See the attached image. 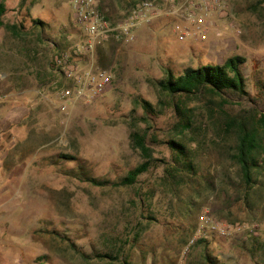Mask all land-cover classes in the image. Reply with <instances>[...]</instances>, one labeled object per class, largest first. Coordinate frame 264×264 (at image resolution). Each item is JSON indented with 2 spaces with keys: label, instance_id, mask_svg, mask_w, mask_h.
I'll return each instance as SVG.
<instances>
[{
  "label": "rangeland",
  "instance_id": "obj_1",
  "mask_svg": "<svg viewBox=\"0 0 264 264\" xmlns=\"http://www.w3.org/2000/svg\"><path fill=\"white\" fill-rule=\"evenodd\" d=\"M116 1L118 8L113 0H102L99 5L111 21L121 17L133 0ZM259 1L226 0L230 18L220 27L233 26L224 32L226 52L217 51L221 46L213 35L191 42L178 40L183 45L149 31L139 41L135 38L124 45L109 37L99 45L108 43L109 55L103 60L114 58L130 68L124 66L121 75H114L99 98L62 111L58 108L60 95L46 93V116L26 110L22 113L27 116L18 118L19 126L11 124L16 119L4 114L0 125V264H142L146 252L142 254L140 248L150 246H145L148 232L142 233L144 217L168 213L173 204L180 215L194 212L196 217L207 212L197 209L201 205L218 208L226 203L242 219L230 220L221 209L219 218H212L264 225V191L251 195V207L236 199L239 173L229 158L234 135L223 131L224 113L234 115L245 107L223 103L211 94L171 102L154 84L168 71L176 75L190 66L222 64L227 57L240 56L249 97L260 101L264 96V2ZM5 5L4 23L24 25L12 45L31 46L36 35L53 42L64 29L83 38L71 0H6ZM38 20L43 25L32 29ZM3 33L8 32L0 27V39L5 37H1ZM113 41L114 50L109 45ZM134 52L140 55L132 56ZM8 66L1 60L0 72H9ZM7 96L12 95L0 94V104H6ZM134 99L150 102L155 110L147 139L158 142L153 146L154 167L132 186H97L82 180L81 173H85L116 182L142 162L131 146L130 135L148 124L140 119L144 113ZM173 102L184 108L183 113H175ZM169 140L182 142L198 165L196 176L177 188L165 173ZM210 181L213 189L206 187ZM207 238L184 258L180 251L174 264L197 259L199 250L191 256L196 246H204V252L218 264H255L243 248L250 245L245 238ZM186 242L180 240L181 250ZM98 254L117 255L118 259L99 258Z\"/></svg>",
  "mask_w": 264,
  "mask_h": 264
},
{
  "label": "trees",
  "instance_id": "obj_2",
  "mask_svg": "<svg viewBox=\"0 0 264 264\" xmlns=\"http://www.w3.org/2000/svg\"><path fill=\"white\" fill-rule=\"evenodd\" d=\"M5 1L0 0V27H3L14 38H19L24 26L19 23H4L3 21L8 10ZM263 2L264 0H261L259 4ZM242 64H244L242 57L230 56L222 64L209 63L206 65L199 64L196 67L190 66L176 75L168 71L163 78L156 80L154 84L159 94L170 99L171 102L211 94L217 96L223 103L238 104L245 107L244 110L234 115L224 113L223 131L226 134L234 135V145L229 158L237 166L239 173V181L234 187L238 194L236 199L251 207V195L254 194L256 197L259 196L260 191H264V96L260 101H254L249 97L246 79L241 70ZM262 89L264 90V85ZM134 102L141 107L144 113L140 119L148 124L144 130L133 131L130 135L131 146L140 154L142 162L116 182L108 179L99 180L89 177L85 173H81L82 176L84 174L82 180L97 186H132L138 181L139 176L154 167L157 159L152 156L154 153L153 146L158 142L152 137V140L147 139L151 134L149 121L155 110L152 104L144 99H134ZM172 107L176 114L183 113L184 108L177 102H173ZM184 125L188 126V123ZM166 145L170 152V159L166 162L165 173L177 188L185 184L187 179L196 176L198 165L194 162L193 152L187 149L182 142L169 140ZM62 158L74 159L68 155H63ZM176 173L180 176H177ZM206 187L213 189V182H207ZM203 241L205 240L199 239L196 243L201 244ZM243 241H249L250 245L248 247L244 245L243 248L252 257L254 263L264 264V235L245 237ZM96 256L110 260L118 259L117 255L116 257L109 254ZM206 261L209 264H218L209 255H206Z\"/></svg>",
  "mask_w": 264,
  "mask_h": 264
},
{
  "label": "built area",
  "instance_id": "obj_3",
  "mask_svg": "<svg viewBox=\"0 0 264 264\" xmlns=\"http://www.w3.org/2000/svg\"><path fill=\"white\" fill-rule=\"evenodd\" d=\"M101 2L102 0H71L73 16L81 28L83 42L79 49L65 50L51 58L52 69L71 83L69 90L62 88L58 93L62 99L58 108L62 111L77 102L96 100L111 85V69L100 68L95 61L96 49L102 41L113 37L123 44L132 43L136 38V30L154 20H167L171 31L181 41H195L213 35L221 46L217 51H227L223 36L233 26L220 27L222 21L230 18L226 0H133L115 21H111L99 9ZM74 52L86 55L85 65H80L73 59ZM258 234L264 235V225L257 221L230 223L215 220L207 212H203L197 216L196 229L183 246L181 256L186 257L196 242L207 239V235L228 239Z\"/></svg>",
  "mask_w": 264,
  "mask_h": 264
},
{
  "label": "crops",
  "instance_id": "obj_4",
  "mask_svg": "<svg viewBox=\"0 0 264 264\" xmlns=\"http://www.w3.org/2000/svg\"><path fill=\"white\" fill-rule=\"evenodd\" d=\"M113 2L118 8L117 1L114 0ZM41 25H43L42 21L38 20L37 24L32 25V29L38 30V27H41ZM148 31L155 35H160L162 39L164 38L170 43L173 42V40H179L171 31L168 21L163 23L161 19H158L147 26L139 27L135 32L136 40L139 41L140 37ZM3 36L5 37L0 39V61L2 60L4 62L5 60L6 63H9L8 67L11 70L9 72H0V94L12 96L11 98L7 96L8 98L5 99L6 104H0V125L5 114V117L11 115L12 119H16V121H13L11 124L19 126L20 122L18 118L27 116V114L24 115V113H22L26 110H31L33 113H36V115L42 112L46 116V93L51 94L55 92L54 94H58L62 88L66 90L71 88V83L67 82L62 75L56 73L52 69L50 58L55 55L56 52H63L67 50V48L74 49V51L77 48L79 49L83 42V38L76 35L74 32L64 29V31L58 33L56 41L46 42V37L42 38L41 35H36L31 46H20L17 43L14 45L11 44L14 41V37L10 35V33H3L1 37ZM186 41L191 42L192 40H184L182 42ZM182 42L178 41L179 45H183ZM114 43L113 41L109 44L113 45V50ZM69 44H71V46H68ZM122 45L124 44L122 43ZM129 48L130 47H128V49ZM129 53L133 52L130 51ZM105 55H109L108 43L97 47L95 61L100 68L111 69L113 77L116 74L121 75L120 72H123L124 66H126V69L130 68L127 63L123 64V62L117 61L114 58L110 59L109 57L106 62L102 58ZM134 55H140V53L137 52L132 56ZM73 59L78 64L85 65L87 57L84 53L74 52ZM146 60L149 61V58L146 57ZM172 206L173 208L168 213L160 212L151 219L144 217L142 233L147 234L148 232L149 238L145 246L147 243L150 246L144 247L145 249L140 248L143 252L142 254L146 252V260L145 262L141 260L142 264H174V260L181 251L180 240L181 242L187 240L196 229L197 216L199 214L196 217L194 212L180 215L177 212L176 206L174 204ZM197 209H205L209 212L211 217L213 216L216 218H219L217 211L221 209L222 212L229 215L228 218L230 220L242 219L232 214L231 205H227L226 203L222 207L221 205L218 206V208L210 205H201V207ZM152 229L155 232L153 235L148 231ZM207 239H205V241H207ZM199 247L200 246H196L195 249L193 248L194 250L191 254V256H193L196 250H199V257L197 259L193 257V260H190L189 264H209L206 261V255L209 254L204 252L205 247Z\"/></svg>",
  "mask_w": 264,
  "mask_h": 264
}]
</instances>
